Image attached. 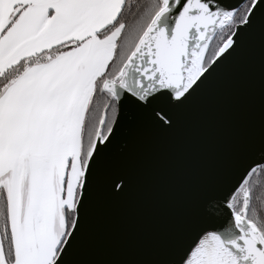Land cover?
Instances as JSON below:
<instances>
[{"label": "water", "instance_id": "water-1", "mask_svg": "<svg viewBox=\"0 0 264 264\" xmlns=\"http://www.w3.org/2000/svg\"><path fill=\"white\" fill-rule=\"evenodd\" d=\"M246 1L162 0L101 87L116 116L103 136L102 112L72 226L50 264H187L202 245L231 264H264L244 190L264 166V0L252 1L202 68ZM196 65L201 74L184 89Z\"/></svg>", "mask_w": 264, "mask_h": 264}, {"label": "crops", "instance_id": "crops-1", "mask_svg": "<svg viewBox=\"0 0 264 264\" xmlns=\"http://www.w3.org/2000/svg\"><path fill=\"white\" fill-rule=\"evenodd\" d=\"M123 1L0 0V73L57 44L78 42L27 66L0 93V184L11 177L12 264H50L56 256L64 210L74 206L82 175L84 113L119 30L103 39L97 33L115 19ZM0 264H6L1 244Z\"/></svg>", "mask_w": 264, "mask_h": 264}, {"label": "trees", "instance_id": "trees-1", "mask_svg": "<svg viewBox=\"0 0 264 264\" xmlns=\"http://www.w3.org/2000/svg\"><path fill=\"white\" fill-rule=\"evenodd\" d=\"M253 0H247L233 15L231 23L217 32L208 46L202 62V68H206L213 59L222 43L231 35L234 27L241 23ZM162 0H124L115 19L97 33L100 39L106 38L114 31L119 30L115 41L112 58L108 62L105 71L96 79L94 91L85 110L81 136H80V163L83 170L88 152L94 141L101 120L102 112L106 109L103 136L112 126L116 116V101L101 87L105 80L114 79L133 51L136 43L144 30L161 8ZM13 22V21H12ZM7 24L6 29L11 25ZM78 44L69 42L57 44L47 50L22 58L0 73V93L6 85L17 78L27 66L46 61L49 57L63 53ZM249 194V206L247 210L248 221L255 226L264 238V166L254 172L244 186ZM79 194V186L76 188L74 205ZM234 212L240 214L243 209V197L237 195L233 203ZM65 233L60 242L68 234L74 220V206L65 208ZM0 244L6 264L14 262V248L9 225L8 197L3 186H0ZM59 245V247H60ZM58 247V249H59ZM57 249V251H58ZM57 253V252H56Z\"/></svg>", "mask_w": 264, "mask_h": 264}, {"label": "bare ground", "instance_id": "bare-ground-1", "mask_svg": "<svg viewBox=\"0 0 264 264\" xmlns=\"http://www.w3.org/2000/svg\"><path fill=\"white\" fill-rule=\"evenodd\" d=\"M228 19L227 15H224L223 21L225 22ZM224 45L221 48V51L224 50L226 47ZM201 70L197 67H192L191 70L187 71L186 81L182 84L184 89L189 88L190 85L200 76ZM187 264H231L222 256L212 253L209 248L206 246H201L197 249V251L192 255L191 259L188 261Z\"/></svg>", "mask_w": 264, "mask_h": 264}, {"label": "rangeland", "instance_id": "rangeland-1", "mask_svg": "<svg viewBox=\"0 0 264 264\" xmlns=\"http://www.w3.org/2000/svg\"><path fill=\"white\" fill-rule=\"evenodd\" d=\"M9 183H12L11 182V177H7L6 179H4V181L0 184V186H3L6 190V192L8 191V188H9ZM242 193L240 192L238 195H241ZM8 195V193H7ZM24 201V200H23ZM25 204V202H21L20 203V206H19V209L21 210L23 208V205ZM73 208V207H72ZM32 233V238H34V234H33V231L31 232ZM36 245V244H35ZM20 248H19V252H20Z\"/></svg>", "mask_w": 264, "mask_h": 264}]
</instances>
